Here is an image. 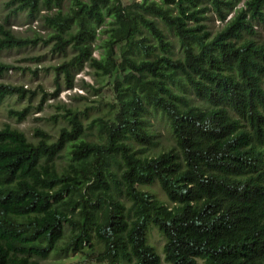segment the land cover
Here are the masks:
<instances>
[{"label": "trees", "instance_id": "obj_1", "mask_svg": "<svg viewBox=\"0 0 264 264\" xmlns=\"http://www.w3.org/2000/svg\"><path fill=\"white\" fill-rule=\"evenodd\" d=\"M11 2L19 8L9 16L25 11L36 19L42 9L47 10L50 15L41 18L56 35L47 40L41 36L17 39L19 34L4 31L11 26L0 23V52L55 40L53 50L64 53L75 41L72 50L80 56L54 67L56 92L44 93L42 100L47 95L55 97L61 73L70 86L73 70L90 54L97 40L92 25L99 27L104 22L102 10L110 0ZM236 2L180 0L182 15L188 8L198 11L172 19L154 5L144 8L134 1L125 4L116 0V8L109 14L117 9L121 12L119 28L110 26L101 33L115 37L100 45L107 49L105 71L131 68L140 73L139 77L129 74L123 81L116 76L114 90L126 96L129 89L124 84L134 80L146 92L147 104L129 101L117 115L119 124L100 120L107 145L99 149L79 146L82 155L75 160H86L92 151L97 152V159L93 165H81L74 175L58 164H49L57 144L49 147L41 141L38 148L32 147L5 126L0 131V211L5 215L13 212L22 222L0 218V235L21 237L26 233L21 240L25 247L19 250L45 258L62 235H68V243L78 232L73 253L85 244L92 247L95 239L103 246L98 259H106L108 264H162L161 254L149 241L154 226L165 239L168 264H200L199 260L204 264H264V41L255 30L256 23L264 21V0H249L248 12L240 14L198 54L193 44L202 41L203 37L197 36L201 28L187 25V21L208 22L210 15L204 13L223 20ZM165 3L176 4L177 0ZM53 8L59 11L53 13ZM137 9H143L144 14ZM149 14L162 16L164 24L146 20L144 16ZM77 20L80 32L64 39ZM149 31L150 37L145 35ZM138 60L143 62L137 64ZM10 68L0 63V75ZM145 72L155 77L147 85L142 84ZM177 73L184 74L188 83L174 79ZM13 85L0 83V105L14 94L20 99L37 94L24 85ZM172 87L180 88L181 94L172 96ZM149 108L169 115L179 148L152 161L135 158L155 144ZM27 113L25 108L14 114L23 119ZM70 123L72 132L62 130L61 144L82 131L77 116ZM132 147L139 151L133 153ZM45 156L48 159L37 167ZM121 161L126 162V170L117 179L113 169L125 167ZM156 184L169 203L144 188ZM170 205H174L171 211ZM69 214L75 219L66 220ZM62 253L67 254V249Z\"/></svg>", "mask_w": 264, "mask_h": 264}, {"label": "clouds", "instance_id": "obj_2", "mask_svg": "<svg viewBox=\"0 0 264 264\" xmlns=\"http://www.w3.org/2000/svg\"><path fill=\"white\" fill-rule=\"evenodd\" d=\"M88 3L89 0H84ZM136 4L143 5L144 8H149L155 6L156 9L160 10L162 13L169 15L172 19L180 18L183 19L185 16L190 15L198 9L188 8L187 11L181 14V9L178 6L180 0H177L176 4H166L165 0H134ZM249 0H237L234 7L230 12L224 17L223 20L216 18L214 23L209 24L206 20H201L199 24L192 21H187V25L191 28H201V31L197 33L198 37H203L202 41L198 40L193 44V48L196 49L197 54L199 49L203 46L211 44L216 40L217 36L229 29L232 24L236 22L240 14L248 12ZM11 5V6H9ZM187 7V6H186ZM19 8V4H13L11 0H3L0 3V9L3 10L4 15L7 16L9 13L13 12L15 9ZM116 8V0H110L108 7L102 10V15L104 16V22L96 27L95 24L92 25L95 28L97 40L92 43L90 54L83 61V65L78 68V70H73L71 75V85L65 80L64 74L61 73L59 93L55 95L54 98H49L45 101L43 107H39V100L44 95V93H55L56 85L51 83H45L43 85V91L37 92L36 100L32 101L31 105L28 103V98L25 97L24 101L17 103V95H12L11 97H5L2 105H0V131L7 127V130L14 133L17 136L23 138L25 144H29L32 147L38 148L40 142L43 141L45 145L51 147L54 143L57 144V148L53 158L49 161V164H58L67 170L69 175H74V170H78L81 165H93L97 159V152L92 151L86 160L77 161L74 159L77 155H82L79 150L81 145H89L97 149L103 148L107 145L108 136L101 130L100 120L110 122L112 124H119L120 121L117 119V115L121 113L123 107H125L129 101L141 100L144 101L146 92L141 91L140 86H136L135 81L124 84V88L129 89V93L126 96H121L117 93L111 81L119 76L121 81L124 77L132 76L139 77L141 74L133 72L131 68L125 69L124 72H120L119 68L113 69L111 73L105 71V66L107 65V49L97 48V43H103L109 38L114 39L111 33L104 36L101 39V33L105 32L110 26L113 29L119 28V16L121 12L117 10H112L109 14V10ZM56 8L52 9V12H58ZM140 14L143 13V9H137ZM65 15L68 12L65 10ZM125 15L127 13H124ZM250 14V13H249ZM45 15H50L47 10L42 9L40 12V17ZM204 16L211 15L209 13H204ZM146 20L153 19L158 25L164 24L163 17H152L150 14L145 15ZM42 19H37L30 28L31 31L24 36L17 35V39L22 38H32L35 39L36 36H41L45 40L49 39L51 36L56 35L55 32L49 31L44 32L41 30L40 25L43 24ZM174 27V26H173ZM29 28L28 25H23V28L16 24L11 25V27H5L4 31H10L13 34L23 31ZM171 31V28H169ZM80 32L79 21L73 23L72 29L63 38L68 39L70 36L75 35ZM146 36H151L150 31L145 32ZM56 43L55 40L48 45V48L44 49L45 53ZM75 41L69 44V49L71 50ZM80 56V52H71L68 56L59 57L54 62H51L55 67H60L62 64L71 63L75 57ZM20 60L21 57H16ZM143 61L138 60L137 64ZM49 65L48 61L43 62L40 66L43 67ZM171 75V73H169ZM198 78V77H197ZM155 77L149 73H143L142 84L147 85L150 81L154 80ZM176 80L183 81L187 84V78L182 73H177L174 77ZM2 83V82H0ZM39 83V82H38ZM15 86V85H13ZM29 84H24V87H29ZM35 90V89H34ZM172 96H179L181 94V89L178 87H172L170 89ZM147 104V101H144ZM192 105L189 104V107ZM179 107V105H178ZM25 108L28 109V113L23 119L14 113L22 112ZM39 108V110H37ZM154 116L153 130L159 137V143L153 149H148L147 151L141 152L135 158L139 160H159L162 156L172 151L175 148L179 151L176 143L175 130L171 127L169 115L164 112L153 111L149 108ZM12 113V114H10ZM71 113V115H69ZM78 114H83L78 116ZM55 116L57 119L52 120ZM74 116L80 120V126L82 131L80 134L75 135L73 139H67L62 144L60 141V136L62 130L66 132H72L71 121ZM44 133L46 136L38 135L37 133ZM131 151L138 152L136 147H132ZM131 155V153H130ZM57 157L61 158L57 160ZM48 157H42L38 162L37 167ZM121 164L125 167H121L118 171L113 169L117 179L121 177L123 172L126 170V162L121 161ZM90 182V181H89ZM19 183V180L13 181L12 187L15 188ZM2 199V197H0ZM174 205L169 206V211L172 210ZM128 207H131V202ZM80 208H77V213L80 212ZM0 218L7 220L11 223L13 220L16 223H21L22 220L17 217L13 212H8L5 215L0 211ZM66 220H74V216L69 214L65 217ZM83 223V220H80ZM19 231V229H17ZM26 233H21V237H8L0 235V259L3 260V264H108V261L98 259L103 251V246L99 245L93 239V246L89 247L85 244L80 251L73 254V247L75 246V237L79 235L78 232L72 234V239L68 240V235H62L56 244L52 247V250L48 252L45 258H39L35 255H29L26 251H20L19 249L24 248L25 245L21 242L22 236ZM95 237V233H93ZM67 249V255H63L62 251Z\"/></svg>", "mask_w": 264, "mask_h": 264}, {"label": "rangeland", "instance_id": "obj_3", "mask_svg": "<svg viewBox=\"0 0 264 264\" xmlns=\"http://www.w3.org/2000/svg\"><path fill=\"white\" fill-rule=\"evenodd\" d=\"M133 1L134 0H123L125 4L132 3ZM2 2L3 0H0V3ZM216 18H218V16L214 13H211L208 23L209 24L214 23V20ZM37 19L38 18L36 19L30 18L28 16V13L25 11H21L18 14L12 15V16H9V15L5 16L3 10L0 9V23L5 24L6 26H11L13 24H16L21 28H23V25L29 26V28L24 29L21 32H18L17 34L19 35L24 36L28 32H30L31 31L30 26L33 23H35ZM39 19H42V18L39 17ZM40 28L44 32L50 31V29L46 27L44 23L40 25ZM255 30L257 31V37L259 38V40L264 41V21L257 22L255 25ZM104 36H106V34L101 35V39H103ZM170 37L172 36L170 35ZM51 43L52 42H49V43L41 42L35 46L3 49L0 52V63L11 65L12 68L6 70L3 74L0 75V82L11 83L15 85L29 84L30 86L27 87V89H31V90L35 89V92L43 91V85L45 83L55 84V78H56V72L54 70L55 66L52 65L51 62H54L59 57L68 56L70 55L71 52H74V51L72 49L71 50L68 49L67 52L59 53L57 51H54L53 48H51L48 53H45L44 49L48 48V45ZM100 45L101 43H97L98 49H101ZM16 57H21L22 59L18 60L16 59ZM45 61H48L49 65H45L43 67L36 66V65L42 64ZM114 81H115V78L111 81V83L113 84ZM113 88H114V84H113ZM8 97H11V96H8ZM42 97L39 100V105L42 103V107L47 99H49L50 97L54 98L53 96L47 95V98L45 100H42ZM36 98H37V94L34 95L31 99L28 98L29 105H31L32 101L36 100ZM23 101L24 99H20L17 96L16 102L18 104ZM196 101H198V99H196ZM37 110H39V108ZM82 115L83 114H80V116ZM56 119L57 118L55 116L52 117L53 121H55ZM150 119L152 121L151 127L153 128L155 118L153 115H151ZM155 135H156L155 144L153 146H150L149 149L155 148L157 144L159 143V137L156 133ZM137 147H140V144H137ZM144 188L154 191L157 195V198L164 201L165 203H169L167 196L165 195L164 191L161 189V187L158 184L154 185L153 187H144ZM149 241L156 247L157 251L161 254L162 264H168L164 259L163 247H164L165 239L163 235L159 232V230L154 226H151L150 228ZM63 255L66 256L67 254H63ZM199 262L200 264H204L202 260H199Z\"/></svg>", "mask_w": 264, "mask_h": 264}]
</instances>
